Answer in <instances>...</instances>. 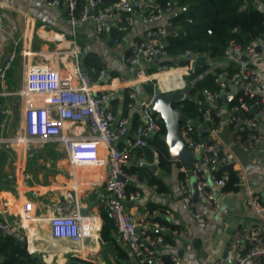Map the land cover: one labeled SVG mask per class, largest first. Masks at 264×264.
<instances>
[{"label": "built area", "instance_id": "2783aa9c", "mask_svg": "<svg viewBox=\"0 0 264 264\" xmlns=\"http://www.w3.org/2000/svg\"><path fill=\"white\" fill-rule=\"evenodd\" d=\"M24 1L64 9L65 23L73 35L75 28L86 21L92 22L97 34L103 33L108 24L119 31H127L135 17L142 23L154 24L145 40H132L128 48L119 53L123 67L143 66L139 74L155 60L159 62L168 56L166 38L169 34H178L176 29L167 30V26H172L168 17L173 13L176 0H167L164 6L156 0H117L112 5L104 4L103 0ZM251 4L257 5L258 1L242 0L238 9ZM2 23L0 13V27ZM113 41L117 42L118 38H113ZM257 48L264 51V34L256 35L244 45L229 40L219 55L226 65L213 73L210 86L201 87L200 102L205 104L197 107L196 118L186 117L179 122V137L183 145L193 156L198 155V158L193 157L190 165L184 164L180 158H173L179 162L181 201L197 225L206 227L209 221L195 210L192 180L204 207L217 214L221 199L234 193L232 189H223L227 176L221 169L225 167L234 171L237 180L233 186L243 188L247 205L259 219L258 223L240 226L237 237L230 240L226 255L218 256L215 264H264V184L260 191L249 186L236 154H246L254 165L264 162V79L248 65L249 56L255 54ZM67 52L74 62L70 71H62L58 66L46 63L26 64L24 84L17 91L24 100L22 127L11 136L0 135V146L22 144L42 147L51 143L65 153L70 165L104 167L105 175L99 177L104 192L99 195V200L108 209L117 235L138 264H164L162 254L156 250L159 247L172 251L169 254L171 264H185L175 251L174 243L165 241L161 235L170 233L172 237L182 238L183 231L170 229L156 221L147 225L136 220L127 206L129 201L133 202L140 195L139 188L126 190L127 185L138 186L140 182L136 173L127 170L130 155L135 150L146 148L152 134L160 131L159 118L150 110L151 97L141 100L136 90H128L126 107L130 110L136 108L139 118L138 123L131 126L127 116H118L108 110V100L116 90L110 87L113 79L107 88L95 91L87 71L79 66L81 48L75 40L71 41ZM60 54L57 51L55 56ZM14 56V52L6 56L0 66V79L5 78ZM199 57L206 59L208 56L186 49L182 53V58L188 60L185 66L159 65L158 71L183 69V73L178 75V84H168L160 90L170 92L185 88L183 78L195 72ZM174 60L176 62V58ZM103 78L104 71L100 70L96 79L101 81ZM227 94H231L228 101L224 100ZM37 95L41 97L39 104L33 100ZM7 114L8 110L0 105V117ZM65 122L71 126L82 125L85 130L79 134L69 133ZM127 131H130L128 135ZM226 137L231 143L226 141ZM121 139L123 143L119 145ZM98 184L97 180L92 182L93 187ZM64 198L54 204L48 218L50 233L55 239L83 244L91 236L93 216L81 214L75 190ZM28 206L25 205L26 214L30 211ZM150 215L156 216L157 210L152 209ZM0 227L5 228L6 225L0 223ZM156 230L160 234L152 233Z\"/></svg>", "mask_w": 264, "mask_h": 264}, {"label": "crops", "instance_id": "0c3cea01", "mask_svg": "<svg viewBox=\"0 0 264 264\" xmlns=\"http://www.w3.org/2000/svg\"><path fill=\"white\" fill-rule=\"evenodd\" d=\"M257 5L264 11L263 4L258 2ZM180 10H184V7H180ZM177 12L179 9L175 5L173 13L168 17L169 20ZM0 13L3 16V23L0 27V66L8 53L14 52L15 54L5 78L0 79V105L8 110L6 116L0 117V123H2L0 135L3 136H11L20 129L16 123H12V115L17 113L19 121L23 122L24 100L19 97L17 91L24 84L26 64L46 63L52 67L58 66L62 71H70L74 62L67 51L71 47L72 40H75L81 48V53L86 49L82 58H80L81 53L79 54V63H83L88 53H93L99 58L104 78L101 81L94 79L93 88L97 92L103 90L113 79L110 87L116 90L108 100V110L119 116H127L130 123L137 109L130 110L123 105L124 93H127L129 89H134L138 99L146 100L150 97L145 95L143 83L156 79V85L163 89L165 81L178 79V75L183 73L181 68H171L166 71L156 70L157 72L154 73H159V76L153 77V73H146L147 68L139 74L134 67H123L119 60V53L125 51L132 40H145L147 32L154 26V24L142 23L138 17H135L133 25L118 37V41L114 42L108 30L110 24L103 33L97 34L92 22L86 21L75 28L73 35L65 23L64 9L48 7L41 2L0 0ZM57 51L61 54L55 56ZM258 55L264 58V51L259 49L255 54L250 55L248 65L251 64L264 79V62L255 63L254 61ZM210 59H205L209 72L214 73L226 65L220 56ZM80 67L88 71L84 63ZM115 98H117L116 101H114ZM33 100L34 103L39 104L41 97L33 96ZM64 126L67 132L73 134H79L85 130L82 125L71 126L67 122ZM156 138L163 140V136L159 138L157 134H154L149 138V145L146 148L131 153L127 169L131 166L146 165L150 170L147 176L153 175L159 178L163 182V188L158 189L155 185L149 184L146 178L140 180L138 186H135L139 188L140 195L133 202L129 201L127 206L136 220H142L147 225L153 221L154 217H159L173 225V229H181L184 237L178 238L170 235L175 251L185 264H215V259L222 256L227 242L237 237L240 226L258 223L259 219L245 201L240 202L241 197L239 196L245 194L243 188L239 187L233 194L221 199V207L217 214L208 211L197 197L195 210L209 221L208 226L199 227L180 198L179 162L167 156L170 163L169 169L159 166L158 146L152 144ZM122 143L121 139L118 144ZM49 145L52 154L45 153V145L42 147L33 145L39 150L29 152L22 144L0 146V223L6 225L3 232L7 229L20 230L25 238L27 252L43 258L47 264L69 263L71 257L82 259L89 264L114 263V253L100 235L105 221L109 224L110 219L108 209L100 200L90 208L88 215L93 216V230L91 236L85 239L83 244L52 237L48 218L52 215L54 204L63 201L67 193L75 190L80 208L86 207L89 201L96 199L104 192L99 177L105 175V168L96 165H70L62 150H59L55 144L49 143ZM145 150L150 151L151 159H147L144 155ZM41 151L43 154L36 158L35 164L44 169L36 174H28L25 165L29 154ZM248 161L254 165L249 158ZM149 165L153 168L151 169ZM242 166L245 171L243 163ZM254 166L264 170V162ZM245 176L247 180L246 171ZM94 180L99 182L96 187L92 186ZM263 184L264 177L258 186L252 188L260 191ZM26 204L29 205L28 214L25 213ZM100 206L103 207L102 211ZM241 206H244L245 210ZM149 208L157 210V215L152 217L150 215L152 209ZM31 234L35 236L33 243L40 246L37 251L29 247ZM117 237L121 245L128 250L129 261L132 264H138L126 244L120 240L118 235ZM156 250L160 254L172 252L161 247Z\"/></svg>", "mask_w": 264, "mask_h": 264}, {"label": "trees", "instance_id": "16d2710c", "mask_svg": "<svg viewBox=\"0 0 264 264\" xmlns=\"http://www.w3.org/2000/svg\"><path fill=\"white\" fill-rule=\"evenodd\" d=\"M104 4L112 5L117 0H103ZM162 6L165 5L167 0H156ZM242 0H176L177 8L179 12L170 17L172 26L177 31V36L169 34L167 36L168 42V56L156 63L151 67H147L146 73L151 74L156 72L157 67L161 64L169 66H185L188 60L182 58L184 50L188 49L192 52H203L210 58L218 57L223 48L227 45V42L231 39L235 40L239 44H246L251 41L258 34H264V11L258 5H249L247 8L239 10V5ZM252 2L253 0H248ZM264 5V0H257ZM180 7H184V10H180ZM109 32L111 37L118 38L125 31H119L113 25L109 26ZM176 58V62L175 59ZM83 63L88 68V75L90 80L96 79L100 70H102V63L99 58L93 54L88 53ZM208 63L201 62L196 65L195 72L191 74L193 76L191 86L188 91V95L183 97L172 104L174 108L181 110L186 117L194 119L197 117V107L201 96L194 94V88L199 86H210L212 84L213 73L208 70ZM144 93L147 97H151L153 94V86L150 82L142 84ZM194 97V99H191ZM123 105L126 106L129 101L127 93H124ZM117 98L114 99L116 101ZM126 108V107H125ZM139 121L137 111H134L131 119L132 126L136 125ZM160 125V131L157 135L163 136L165 133V127L160 119H158ZM160 138V137H159ZM153 145L158 146V164L161 167L169 169L170 163L167 160V147L165 142L160 138L154 139ZM49 144L44 147L45 153H53L49 148ZM43 152H33L29 154L26 161L25 169L28 174H36L44 167L37 166L35 164L36 158L41 157ZM144 155L147 159H151L152 155L149 150H145ZM129 172L137 174L139 180L146 178L149 184L155 185L158 189L163 188V182L155 176H147L150 174V170L147 166L142 165L138 167L131 166L127 169ZM226 171L227 179L224 183L223 189H232L237 191L239 188L233 186V183L237 180L234 171L231 168H222ZM136 187L134 185H127V191H134ZM102 206L100 210L102 211ZM153 209V208H149ZM153 221L158 222L161 225H165L170 229L174 226L168 224L166 221L159 217H154ZM153 234H160L158 230L153 231ZM101 238L107 244L114 253V263L111 264H132L129 261L128 250L125 249L118 240L115 227H110L108 222L105 221L101 229ZM165 241L173 243L170 233H161ZM25 241L24 235L19 231H11L7 229L0 234V264H47L43 258L32 255L27 252L22 242ZM164 264H171L169 254L161 255ZM69 264H89V262L82 259L71 257L69 258Z\"/></svg>", "mask_w": 264, "mask_h": 264}, {"label": "water", "instance_id": "95a60500", "mask_svg": "<svg viewBox=\"0 0 264 264\" xmlns=\"http://www.w3.org/2000/svg\"><path fill=\"white\" fill-rule=\"evenodd\" d=\"M175 27L169 25L167 26V30L169 32L173 31ZM256 50H259L257 48ZM86 52V49L83 50V52L80 54V58L84 56ZM204 57H199L196 60V64H199L201 62H204ZM154 63H158L157 60L154 61ZM80 66H83V63H79ZM249 67H252L251 64H249ZM134 69L136 72H140L143 69V66H135ZM176 95V93H170V92H162L160 88L158 87L157 91H155L154 94L151 96V102H150V110L156 114V116L162 121L164 127H165V133L163 135V140L165 142V145L167 147V153L170 158H180L184 164L190 165L191 161L194 158H198V155L195 154L192 155L191 151L187 149L180 137H179V122L186 119V115L179 109L174 108L172 106V96ZM231 97V94H227L224 96V100L228 101ZM191 99H194V97H191ZM199 104H205V102H200ZM119 116V115H118ZM129 134V131H127L126 135ZM153 135V134H152ZM39 149L34 146H28L27 152L29 151H38ZM146 166V165H145ZM149 167L152 169L153 167L149 165ZM193 184V198L194 201L197 199V192L195 190L194 181L192 180ZM99 200V196L96 197V199L89 201L87 206L84 208H80V212L83 215H88L90 212V208L97 203ZM110 214V213H109ZM109 224L111 227L114 226L113 219L110 215ZM3 233V228L0 227V234ZM230 244V240L227 242L226 247L224 249V252L222 256L224 257L227 253V248ZM22 245L25 246V241L22 242Z\"/></svg>", "mask_w": 264, "mask_h": 264}, {"label": "rangeland", "instance_id": "374dc122", "mask_svg": "<svg viewBox=\"0 0 264 264\" xmlns=\"http://www.w3.org/2000/svg\"><path fill=\"white\" fill-rule=\"evenodd\" d=\"M261 56V55H260ZM207 59L211 60L210 57H207ZM255 63H259V62H264V58L263 57H256L254 59ZM157 71H158V67H157ZM156 71V72H157ZM185 83H186V87L180 90H176V91H170V93H176L177 96H181V97H186L188 95V91L191 89L189 86V83H192V79L193 76H186L183 78ZM151 83V85L153 86V92L155 93V91H157L158 89V85L157 84V80L156 79H152L149 81ZM153 93V94H154ZM194 94L198 96H201V86L198 85V87L195 88L194 90ZM202 97V96H201ZM20 118L18 116L17 113H15L14 115H12V123L15 124L21 128L22 127V123L21 121H19ZM158 137H161V135H158ZM226 141H228V143H231V140H229L228 137H226ZM236 154L238 155L239 159L242 161L245 171H246V175H247V183L249 184L250 187H256L259 185V182L261 181V179L264 177V170H261L260 167H256L254 165H252L249 161H248V157L246 154L242 153V152H236ZM254 189V188H253ZM73 193V192H72ZM240 202L241 201H245L246 202V196L245 195H240ZM244 209V206H241ZM245 210V209H244Z\"/></svg>", "mask_w": 264, "mask_h": 264}, {"label": "bare ground", "instance_id": "6f19581e", "mask_svg": "<svg viewBox=\"0 0 264 264\" xmlns=\"http://www.w3.org/2000/svg\"><path fill=\"white\" fill-rule=\"evenodd\" d=\"M168 70V69H167ZM183 70V69H182ZM164 71H166V70H164ZM152 76L153 77H158L159 76V73H153L152 74ZM180 81L178 80V79H174V80H167V81H165V83H164V85H163V89L166 87V85H168V84H171V85H175V84H178ZM36 235V234H35ZM33 237H35L33 234H31L30 235V239H29V247L33 250V251H37V250H39L40 248V246L39 245H35L34 243H33V239H35V238H33ZM47 245V244H46ZM45 247V246H44Z\"/></svg>", "mask_w": 264, "mask_h": 264}, {"label": "flooded vegetation", "instance_id": "af4514ba", "mask_svg": "<svg viewBox=\"0 0 264 264\" xmlns=\"http://www.w3.org/2000/svg\"><path fill=\"white\" fill-rule=\"evenodd\" d=\"M173 94H174V93H173ZM171 98H172V104H173V103H175L176 101H178L179 99H181V98H183V97H181L180 95H179V96L174 95V96H172Z\"/></svg>", "mask_w": 264, "mask_h": 264}]
</instances>
